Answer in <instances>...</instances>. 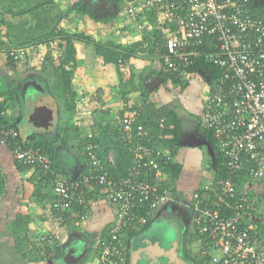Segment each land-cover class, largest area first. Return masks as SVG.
Returning <instances> with one entry per match:
<instances>
[{
  "label": "built area",
  "instance_id": "built-area-1",
  "mask_svg": "<svg viewBox=\"0 0 264 264\" xmlns=\"http://www.w3.org/2000/svg\"><path fill=\"white\" fill-rule=\"evenodd\" d=\"M124 16L137 32L151 30L140 13L157 10L158 18L178 22L177 31L168 32L166 53L162 57L168 72L190 77L185 67L200 53L196 47L201 38H214L215 52L206 55L222 71L219 81L205 83V98L200 107L203 127L213 132L220 151L225 154V178L210 177L202 189L192 195L195 251L206 259V264H264V236L251 222L248 211L249 194L264 189V20L254 17L248 9V0H123ZM35 48L12 50L9 55L21 61L26 55H35ZM56 50L50 43L40 45L37 53L42 61L48 51ZM140 108V106H138ZM120 120L121 138L133 153V165L126 177L113 178L104 170L95 148L89 143L84 150L88 172L78 180L52 181V219L64 225L65 215L77 225L84 219V188L101 190L103 198L115 211L114 222L107 236L100 242L95 264H124L126 234L145 226L156 209L170 200L167 187L162 186L165 175L156 159L144 156H163L170 160L162 144L152 141L151 126L134 123L139 109ZM0 109V118L7 117ZM159 134L164 119L158 120ZM18 132L0 126V146L11 147L13 158L22 166L33 167L42 175H53L50 158L38 148H24L17 140ZM88 138H92L89 134ZM138 140L133 145L134 140ZM108 162L111 163L109 158ZM245 172L249 181L240 185L236 174ZM153 174V181L148 175ZM254 181L255 183H253ZM254 184L252 186V184ZM256 184V185H255ZM88 187V188H86ZM249 206V207H248ZM144 209L146 216L139 215ZM223 209L232 215H225ZM46 237V238H45ZM40 254L58 237L46 235L40 239Z\"/></svg>",
  "mask_w": 264,
  "mask_h": 264
},
{
  "label": "crops",
  "instance_id": "crops-1",
  "mask_svg": "<svg viewBox=\"0 0 264 264\" xmlns=\"http://www.w3.org/2000/svg\"><path fill=\"white\" fill-rule=\"evenodd\" d=\"M53 1L60 6V10L66 11L69 6L81 0ZM83 4H89L90 9L99 15H113L114 9L120 8L121 10L115 16L113 15L114 18L107 23L92 20L90 22V19L83 17L89 21V24L91 23L92 29H89V27L86 28L83 22L79 20L78 23L83 28L80 32L90 34L96 41H114L117 44H129L141 39L140 33L135 30L131 23L125 20L123 11L125 10L124 2L117 4L110 0H83ZM69 16L70 20H67V22L74 23L73 17H75V21L77 20L74 12L70 13ZM67 22H65L64 27L68 29L67 25L69 23ZM111 22L115 26L109 27V23L113 25ZM2 34H4V28L0 27V35ZM39 46L34 51L37 56L32 53V55L26 58V63L21 62L18 64L17 70H12L7 67L4 62V55L0 53V84L3 89L7 88L3 92H0V102H5L8 120L16 125L23 139L26 141H37L38 139L44 145L54 148L53 163L58 178L64 180L71 179L73 181L83 171L81 156L85 147L79 151L78 139L76 138L71 140L73 144H63L64 132L62 131V126H64L63 121L66 118L65 113L62 110L58 111V108L55 109L54 113V109L48 108L51 103L47 107L44 105L41 106L40 103H32L34 107H28L26 105L25 111L28 113L21 115V107L18 103H15L16 85L20 82V77L15 75L19 72L21 73V71L33 72V69H31L32 65L41 61L39 58L41 55L37 53ZM75 48L77 54L76 59L79 65L73 77L74 91L83 97H87V95L91 96V102L87 105L92 106V109L108 111L110 118H116L118 112L124 107V103L119 97L113 100L111 97L113 93L112 88L117 84L115 74L111 71L99 72L94 69V59L89 46L85 47L81 43H76ZM52 53L54 56L60 55L57 47ZM44 57L42 58L43 60ZM149 66L150 64L147 59L130 60V67L138 72ZM159 68V63L155 60L151 68L147 70L143 80V86L147 92V101H151L158 106L165 105L172 109L175 106L173 100L178 101V97L183 93L177 88L172 91L170 83L165 84L162 77L152 74V71H158ZM35 76H38V74H35ZM39 76L47 79L45 74H40ZM90 76H92V83L84 79V77ZM46 79L45 82L47 81ZM190 79H192L194 89L205 86V84L199 86V82H197L194 76H190ZM47 86L49 87V82ZM22 88L23 86L20 88L21 91ZM49 91L50 89L47 91L50 95ZM184 99L188 98L185 97ZM129 101L134 105L139 104L141 101L140 93L134 92L130 94ZM76 110L77 115L72 118V123L74 126L79 125V132L82 134V138L90 134L89 124H91V121L89 115L83 112L81 104L77 105ZM94 114L95 112H93V116H95ZM93 116L92 118H98L97 116ZM184 126L183 124L181 125L179 144L176 147L190 152L200 151V146L187 145L186 128ZM51 129H53V133L50 132ZM193 137L194 141H206L201 135H195ZM158 141H161L159 137ZM176 147L174 148L175 156L173 161L179 156L177 155L178 151H176ZM162 148L165 152L171 153L170 149L163 146V143ZM206 152L207 156L213 154L209 146H207ZM184 154H182V159ZM64 157H71L73 167L65 166ZM107 157L111 161V164H113L114 153L108 152ZM180 161L176 160L178 163ZM0 168L3 174H5L6 189L0 202V237L2 238L4 236L5 238L6 236H11L5 227L7 225L10 226L16 216H29L31 222L28 228L32 236L30 239L32 241L35 240L37 246L39 245L41 235H55L58 237L57 253L52 255L50 259L48 258L45 263L38 264H95L100 249V242L107 236L108 229L113 224L115 218L113 206L104 200L101 193H99L100 190L94 186H92V190L90 188L87 189L89 193H92V197L85 199L84 208L81 209L84 213V219L80 220L77 225L74 223L76 219L71 217H68L69 220L64 225H59L53 221L51 211L49 210L48 201L50 200V196H52L51 186L48 185L41 190V198L43 200L38 199L40 200L38 201L35 197H32L33 189L36 185L38 186L37 182L39 181V173L37 171L34 169H25L23 171L18 169L14 164L11 152L6 146H0ZM163 180H167L166 175L163 176ZM252 182L255 183L254 181ZM174 188V192L167 188L170 200L156 209L147 226L134 228L126 234L124 264H206L207 260L203 259L195 251L193 246L194 233L192 228V195L200 191L202 187L195 189L191 193L180 191L177 189L176 183ZM249 197L251 206L248 211L251 215V222L259 228L260 235L264 236V189L257 188V191L255 193L251 192ZM45 198L47 199L46 202L44 200ZM166 228L171 229L173 233L172 239L167 235ZM169 230L168 232L170 233ZM186 233L189 234L188 243L187 245H183L182 241ZM178 249H180L179 254ZM90 254L92 257L89 260ZM178 255L181 256L182 261L178 262Z\"/></svg>",
  "mask_w": 264,
  "mask_h": 264
},
{
  "label": "trees",
  "instance_id": "trees-1",
  "mask_svg": "<svg viewBox=\"0 0 264 264\" xmlns=\"http://www.w3.org/2000/svg\"><path fill=\"white\" fill-rule=\"evenodd\" d=\"M111 2L122 4L123 0H110ZM1 5V19L0 27L4 28V34L0 35V53L4 55V62L7 67L12 70H17L19 63H26V58L30 55H26L21 61L14 60L9 53L12 50L30 49L39 45H47L50 43L56 44L59 49V56H54L51 51L47 52L43 61H38L35 66L32 65L31 69H36L40 74L51 69L49 74L51 81L49 80L50 94L52 98L62 104V111L65 113L64 126H62L63 144L70 143V140L74 138L78 139V149L81 151L83 147H86L89 143L96 146L95 152L98 158L101 159L104 166V170L107 174L113 178L126 177L128 170L133 165L134 156L131 152V145L122 140L120 120L131 115L133 109H139V116L134 123L136 125L141 124L144 127L150 125L149 136L152 141L157 143H163V146L170 149V160L163 156H156L155 154L144 156L143 159H156L161 171L166 175L167 180L161 182L162 186L167 187L172 192L175 191V183L178 176L181 174L183 165L172 160L175 156L174 148L179 144L180 137V120L173 109L162 105L155 108L156 104L151 101H147V92L143 86V80L146 76V72L151 68V65L155 60L159 63V70L152 71V74L162 77L165 84L170 83L174 88L179 91H185V89L192 81L189 77L181 76L178 73L168 72L164 67L162 57L166 53V39L168 32L177 31L178 22L173 20H167L165 18H158V11L149 10L140 13V17H143L145 25L150 27L151 30L147 31L143 29L140 33L141 39L129 44H117L114 41L101 42L94 40L90 34L84 32H70L64 27L65 22L69 19L70 13L74 12L79 17H86L92 21L107 23L114 18L113 15H99L97 12L90 9L89 4H83V0L77 1L68 7L66 11L60 10V6L53 0H0ZM248 9L250 14L254 17L264 20V5L255 2V0H248ZM201 43L196 47L200 56L192 58L190 64L186 66L185 72L194 76L198 85H204L205 83L213 84L219 81L222 71L219 67L215 66L213 62L206 57L207 54L215 52V46L217 45L214 38H201ZM81 43L84 46H89L92 49L91 55L94 59V69L99 72L111 71L115 74L117 84L112 88V100L120 98L124 103V107L118 112L116 118H110L108 111L94 110L87 111L91 124H89L90 134L92 138H81L80 128H75L72 123V118L77 115L76 107L80 100V96L73 88V77L75 69L78 67V61L76 59L75 44ZM131 59H147L150 66L144 70L136 71L130 67ZM208 78V80H206ZM203 87V86H202ZM139 92L141 101L139 104L134 105L129 101V95ZM91 102V101H89ZM5 102H0V109L5 110ZM95 112V116H93ZM99 115V116H98ZM98 117V118H92ZM82 117V115H81ZM93 119V120H92ZM164 119V129L160 135L158 141L159 126L158 120ZM0 126L13 129L18 132V141L26 149L38 148L45 153L51 161L53 169V175H42L41 171L33 167H25L16 161L14 158V164L18 169L22 171L25 169H34L39 173L38 186L36 185L32 192V197L37 200H43L42 189L46 186H51L54 178H58L55 166H54V148L52 146L44 145L42 141H26L23 139L20 131L13 122L8 120V117L0 118ZM199 130L201 131L206 142L210 145L212 151V158L210 159V170L213 179L225 178L226 170L224 163L226 161L225 154H223L213 135V132L205 127H202L201 120ZM71 131V132H70ZM80 138V139H79ZM138 140L133 141V145H136ZM11 152V147L6 146ZM108 152L114 153V163L111 164L107 161ZM13 157V156H12ZM210 157V156H208ZM82 167L83 171L78 180L88 172L87 157L82 152ZM150 181H153V174L148 175ZM236 182L240 185L249 181L247 173L242 172L236 174ZM80 180V179H79ZM67 181H72L67 179ZM95 187V186H94ZM241 187V186H240ZM88 188V187H86ZM97 188V187H95ZM100 190V189H99ZM6 192L5 189V177L2 174L0 168V202ZM103 196L101 190L100 192ZM85 199L92 197V193L88 192L84 188ZM49 210L51 211V205L53 196L49 198ZM38 200V201H40ZM45 202L47 199H44ZM1 207V206H0ZM139 215L146 216L144 209L137 211ZM225 215H232L230 210L223 209ZM68 215L64 218L68 221ZM1 218V216H0ZM31 222L29 216H16L10 226L5 228L10 232L11 238L16 252L26 261L27 264L45 263L47 259L58 251L57 245H52L51 248L46 249L44 254H40V250L43 248V244L40 239L44 236L41 235L39 239V245L35 240L32 241L30 230L28 225ZM148 223L145 225L147 226ZM188 235L183 237V245L188 243ZM46 238V237H45ZM37 239V237H36ZM30 245V246H29Z\"/></svg>",
  "mask_w": 264,
  "mask_h": 264
},
{
  "label": "rangeland",
  "instance_id": "rangeland-1",
  "mask_svg": "<svg viewBox=\"0 0 264 264\" xmlns=\"http://www.w3.org/2000/svg\"><path fill=\"white\" fill-rule=\"evenodd\" d=\"M124 9H125V7H124ZM120 10H121L120 8L114 9L113 15H116V13H118ZM122 14H123V12H122ZM76 18H77L76 21H75V17L72 18V19H74V23L67 22V23H69L67 26H68V30L70 32L82 31L83 28L80 27V24L78 23L79 20H81L83 22V25L86 28L89 27V29H92L91 23L89 24V21L91 22V20H89V21L85 20L83 17L81 18L77 15H76ZM112 24L113 25H111L109 23L108 26L109 27L115 26L114 23H112ZM33 66H35V65H33ZM25 68H27V67L25 66ZM76 69H75V71H76ZM30 72L31 71H29V72H27V71L22 72L21 71V73L19 72L15 75L17 77L18 76L20 77V82H19V84L16 85L17 88L15 91L16 92L15 93V95H16L15 96V103H18L21 107L20 114L23 115L25 113H28L25 111L26 105L28 107H34L32 105V103H35V104L40 103L41 106L44 105L45 107H47L48 104L51 103L48 108L54 109V113H55V109H57V108H58V111L61 110L63 108L62 104L59 103L58 101H56L54 98H52L51 94L49 95L47 92L50 89V86L48 87L47 83L49 82V80L51 81V77L49 75L51 73V69L49 68V71L44 72L47 79L43 76H39L40 75L39 71L36 70L35 68L33 69L32 73H30ZM35 74L36 75L38 74V76H35ZM45 79L47 80L46 81L47 83L45 82ZM84 79L86 81H88V82L90 81L92 83V76L84 77ZM189 83L190 84L185 89V91H182V92L180 91L183 94L178 97L179 100L178 101H176L175 99L173 100L175 106H174V108L172 107V109L176 112V114L180 120V126L182 124L185 125V123H188L191 125V124H193V122L195 123L196 121L197 122L199 121L198 113H196L195 108L197 107V109H198V104L202 103V101L205 98V87H201L199 89H194L192 86V81ZM22 86H23V88H22L23 92L20 90V88ZM170 86H171L172 91L176 90L172 85H170ZM4 89H7V88H4ZM4 89L1 87V84H0V92H3ZM91 92H92V88H91ZM49 93H50V91H49ZM50 96H51V98H50ZM99 96H101V95H99ZM185 97L188 99H184ZM91 99H92V97L89 95H87V97H80L78 104H81L83 112L95 110V109H92V106L87 105ZM193 101H194V103H193ZM83 105H85V106H83ZM155 108H159L158 105H156ZM52 113H53V110H52ZM54 116H55V114H54ZM56 122H57V119H56ZM74 127L79 129V125H75ZM50 132L53 133V129H51ZM70 143L73 144V142L71 140H70ZM200 147H202V146H200ZM176 151H178L177 155H179V156H177L176 160H179V161L181 160L182 162L180 161V163L183 165L181 174L178 176L177 181H176L177 189H179L180 191L185 192V193H191L195 189L202 187L203 184L208 180V178L212 177L211 171L209 172V170H210V159L206 155L207 152L204 148H202L201 151L196 150V151L190 152V151H185V150L179 149V147H176ZM184 153H186L187 155ZM182 154H184L183 159H182ZM201 155H202V157H201ZM168 156H170V155H168ZM197 156L199 157V161L196 158ZM173 159H174V157H172V160ZM64 163H65L66 167H69V166L73 167L71 157H64ZM5 173H6V171H5ZM2 174H3V172H2ZM3 175L5 176V174H3ZM162 226H163V228H165L164 225H162ZM168 230L169 229L166 228L167 235L170 237V239H172L173 233H172L171 229L169 230L170 233L168 232ZM179 251H180V249H178V254H179ZM91 257L92 256L90 254L89 260ZM179 261H182V258H181V256L178 255V262ZM0 264H27L26 261L21 257V255H19L16 252V250L14 248V244H13V239L11 238V236H6L5 238H4V236H2V238L0 237Z\"/></svg>",
  "mask_w": 264,
  "mask_h": 264
},
{
  "label": "flooded vegetation",
  "instance_id": "flooded-vegetation-1",
  "mask_svg": "<svg viewBox=\"0 0 264 264\" xmlns=\"http://www.w3.org/2000/svg\"><path fill=\"white\" fill-rule=\"evenodd\" d=\"M201 84V83H200ZM200 84H199V86H200ZM193 103H194V101H193ZM201 104L202 103H199L198 104V109H197V107L195 108V111H196V113H198V119H199V121L197 122H193V124H188V123H185V130H186V132H185V134H186V137H187V141L186 142H201V140H199V141H194V137L193 136H195V135H201L202 133H201V131L199 130V126H200V118H201V116H199V114H200V111H199V108H200V106H201ZM202 136V135H201ZM203 137V136H202ZM206 142V141H205ZM206 144L207 145H201L202 147H199V149H200V151H201V149L202 148H204L205 150H207V146H209L210 147V145L208 144V142H206ZM198 149V148H197ZM201 157H202V155H201ZM211 157H212V154L210 155V159H211ZM197 159H198V161H199V157L197 156L196 157ZM209 158V157H208Z\"/></svg>",
  "mask_w": 264,
  "mask_h": 264
},
{
  "label": "water",
  "instance_id": "water-1",
  "mask_svg": "<svg viewBox=\"0 0 264 264\" xmlns=\"http://www.w3.org/2000/svg\"><path fill=\"white\" fill-rule=\"evenodd\" d=\"M255 2H259V4L264 5V0H255ZM208 80V78H206ZM187 145H195V146H201V145H207L206 142L203 140L201 142H187Z\"/></svg>",
  "mask_w": 264,
  "mask_h": 264
}]
</instances>
